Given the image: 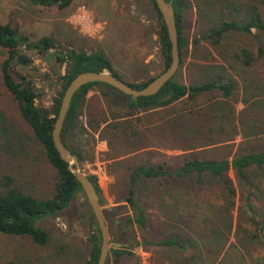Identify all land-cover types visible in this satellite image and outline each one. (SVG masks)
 I'll use <instances>...</instances> for the list:
<instances>
[{
  "label": "trees",
  "instance_id": "16d2710c",
  "mask_svg": "<svg viewBox=\"0 0 264 264\" xmlns=\"http://www.w3.org/2000/svg\"><path fill=\"white\" fill-rule=\"evenodd\" d=\"M29 1L45 9L61 10L70 7L75 0ZM166 1H171L175 10L181 66L190 47L189 39L184 36L183 24V11L189 7L190 1ZM151 2L158 13L156 33L165 70L172 61L171 42L162 14L155 0ZM195 2L198 13L206 22L201 37L216 48L227 65L215 72L216 78L187 85L177 78L176 73L159 92L140 97L127 95L107 83L92 82L83 85L75 93L67 113L61 138L68 148L64 137L77 127L78 116L85 109L89 131L99 133L100 139L112 148L111 158L119 157L121 153H141L152 147L154 142L160 146L181 149L191 156L176 169L165 167L164 164H140L133 169L127 190L112 187L111 193L115 195L116 202L126 201L133 214H125L120 218L118 211H104L111 240L125 244L110 248L106 264H134L130 262L134 255L132 249L138 243L134 228L138 226L144 231L148 228L145 208L135 196V188L143 176L187 177L198 174L218 178L229 196L225 212L231 230L233 222L230 216L236 203V188L229 172L234 170L248 187L244 198L249 202L250 209H253L254 185L249 170L264 167V0ZM235 34L243 36L234 39L232 35ZM194 43L198 44L199 38H195ZM56 44L57 40L51 35L32 40L13 21L0 22V47L6 54L0 62V103L11 99L26 130L25 133L13 135L5 125L4 145L9 147L10 153L22 152L25 154L23 156L34 159L43 171L38 168L37 173H30L31 177L25 178L20 171L12 167L4 168L5 163L0 162V250L2 255L16 250L12 264H18L19 255H26L33 250L37 253L49 246L52 235L39 224L40 220L66 213L74 206L79 195L85 196L82 185L56 149L52 136L66 87L85 71H109L122 78L113 61L100 48L58 51L55 53L56 61L64 67V73L59 75L60 91L51 109L38 105L34 82L20 67L26 68L32 63L31 50L49 54ZM155 77L141 83L124 80L136 88H142ZM92 90L98 92L88 97ZM109 90L120 95L111 94ZM169 95L171 97L165 99ZM238 102L244 103L242 110H238ZM164 108H167L166 113L159 117L158 109ZM239 134L242 141L235 146ZM72 151L82 160L80 153ZM9 158L4 153L0 155V160L7 161L6 164H10ZM88 176L100 196V203H103L104 195L97 175ZM39 179L46 184L36 188L34 182ZM86 205L90 208L87 201ZM124 207L119 206L120 209ZM91 216L93 228L89 236L88 257L74 264L98 262L102 236L92 211ZM250 219L258 230L264 229V223L258 222L254 215ZM142 233L144 245H180L175 237L158 241L151 236V231ZM256 237L254 234L252 241ZM249 244L247 239L241 242L246 249ZM239 264L243 263L239 261ZM253 264H264V259H258Z\"/></svg>",
  "mask_w": 264,
  "mask_h": 264
},
{
  "label": "rangeland",
  "instance_id": "374dc122",
  "mask_svg": "<svg viewBox=\"0 0 264 264\" xmlns=\"http://www.w3.org/2000/svg\"><path fill=\"white\" fill-rule=\"evenodd\" d=\"M189 1V7L183 11V24L184 36L189 39L190 47L176 75L187 85L216 78L215 72L227 66L216 48L201 37L206 22L198 13L195 0ZM8 21H13L32 40L46 35L57 40L56 47L49 54L31 50L32 63L26 68L20 67L34 82L38 93L37 104L48 109L52 108L61 88L59 75L64 73V67L55 58L58 51L100 48L113 61L121 77L133 83L145 82L164 70L165 62L156 33L158 13L151 0H75L70 7L61 10L45 9L29 0H0V22ZM232 36L238 39L243 35ZM195 38H199L198 44L194 43ZM5 55L0 47V62ZM109 91L120 95L114 90ZM96 92L92 90L88 97ZM10 100L0 103V155L4 153L6 158L10 157V164L4 160L0 162L5 163L4 168L12 167L25 178H30V173H37L38 168L43 172L40 165L35 164L34 159L23 156L25 154L22 152L10 153L9 147L4 145L5 125L13 135L26 131ZM167 108L158 109L159 117L166 113ZM237 108L242 110L244 103L238 102ZM9 136L12 134L9 133ZM64 139L70 149L83 156L79 160L83 172L97 175L104 193L101 203L103 213L112 209L118 211V217L133 214V211L126 201L116 202L111 189L114 186L116 190H127L130 175L136 166L164 164L176 169L185 159L191 158L181 149L160 146L155 142L141 153H121V156L111 158L112 148L100 139L99 133L89 131L85 109L78 116L77 127L69 131ZM241 141L239 134L235 146ZM249 174L254 185L252 210L244 198L248 189L245 182L239 179L234 170L229 172L236 188V203L230 216L233 222L231 230L225 212L229 196L218 178L198 174L187 177H141L135 188V196L145 208L148 228L144 231L135 226L134 236L138 243L132 249L134 255L130 262L239 264L241 261L243 264H253L258 259H264V229L258 230L250 219L254 215L258 222L264 223V167L251 168ZM108 178H112V183ZM108 183L111 197L108 195ZM42 184H46L42 179L34 182L36 188ZM86 201L85 196L79 195L74 206L66 213L40 220L39 224L50 232L52 240L40 252L33 250L27 256L19 255L18 264H74L87 258L93 219ZM119 206H126L127 209H120ZM148 230L158 241L175 237L180 245H144L142 232ZM254 234L257 237L252 241ZM245 239L250 242L248 249L241 245ZM15 251L2 255L0 250V264H12Z\"/></svg>",
  "mask_w": 264,
  "mask_h": 264
},
{
  "label": "water",
  "instance_id": "95a60500",
  "mask_svg": "<svg viewBox=\"0 0 264 264\" xmlns=\"http://www.w3.org/2000/svg\"><path fill=\"white\" fill-rule=\"evenodd\" d=\"M155 2L158 10L162 14V19L165 23L171 42L172 61L170 65L142 88H136L130 85L127 81L115 76L109 71L81 72L74 79H72V81L66 87L52 130L54 145L58 150L61 158L68 163V169L82 185L85 198L100 229L102 243L97 264H106L110 247H120L121 244L114 243L110 240V230L100 203V196L88 174L83 172L78 156L63 143L61 132L73 97L75 93L85 84L92 82L107 83L127 95L140 97L156 94L164 84H166L176 75L180 68L181 55L179 50V35L177 30L174 6L171 1L168 2L166 0H155ZM170 97L171 95L167 96L165 99H168Z\"/></svg>",
  "mask_w": 264,
  "mask_h": 264
},
{
  "label": "crops",
  "instance_id": "0c3cea01",
  "mask_svg": "<svg viewBox=\"0 0 264 264\" xmlns=\"http://www.w3.org/2000/svg\"><path fill=\"white\" fill-rule=\"evenodd\" d=\"M108 181H109V183H112V178H108ZM109 183H108V187H107V190H108V195H109V197H111L112 195H111V193H110V191H109V188H110V186H109ZM111 186H112V184H111ZM101 187V186H100ZM101 189H102V191H103V188L101 187ZM104 194V193H103Z\"/></svg>",
  "mask_w": 264,
  "mask_h": 264
},
{
  "label": "built area",
  "instance_id": "2783aa9c",
  "mask_svg": "<svg viewBox=\"0 0 264 264\" xmlns=\"http://www.w3.org/2000/svg\"><path fill=\"white\" fill-rule=\"evenodd\" d=\"M88 24H89V22H88ZM91 24V23H90Z\"/></svg>",
  "mask_w": 264,
  "mask_h": 264
}]
</instances>
